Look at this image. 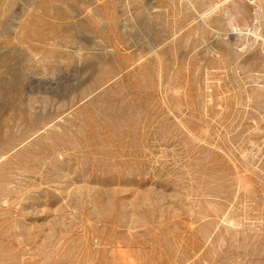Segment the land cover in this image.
<instances>
[{"label":"rangeland","instance_id":"obj_1","mask_svg":"<svg viewBox=\"0 0 264 264\" xmlns=\"http://www.w3.org/2000/svg\"><path fill=\"white\" fill-rule=\"evenodd\" d=\"M0 264H264V0H0Z\"/></svg>","mask_w":264,"mask_h":264}]
</instances>
